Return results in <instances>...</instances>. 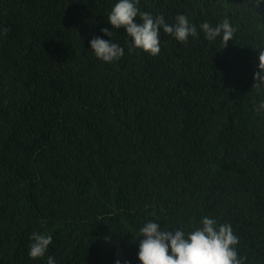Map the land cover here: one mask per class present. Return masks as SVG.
<instances>
[{
  "label": "trees",
  "instance_id": "1",
  "mask_svg": "<svg viewBox=\"0 0 264 264\" xmlns=\"http://www.w3.org/2000/svg\"><path fill=\"white\" fill-rule=\"evenodd\" d=\"M112 3L0 0V264H140L146 219L191 231L203 215L264 264V0H139L237 30L226 45L161 31L149 56L113 29L125 55L104 63L89 40L109 39ZM33 231L53 236L43 259L28 256Z\"/></svg>",
  "mask_w": 264,
  "mask_h": 264
},
{
  "label": "clouds",
  "instance_id": "2",
  "mask_svg": "<svg viewBox=\"0 0 264 264\" xmlns=\"http://www.w3.org/2000/svg\"><path fill=\"white\" fill-rule=\"evenodd\" d=\"M107 22L111 30L102 28L101 32L109 39L93 36L89 40L95 57L104 63L119 61L125 55V47L112 39L113 29H125L128 38L125 43L129 50L139 49L149 56L161 53V31L181 44L203 35V39L210 43L219 39L226 45L237 30L227 16L215 24L208 19L195 23L187 13L177 12L173 19L166 20L164 14L142 11L139 0H114ZM258 49L257 71L253 73V79L259 93L264 86V48ZM253 108L264 116V94L254 101ZM140 236L143 237L137 252L140 264H246V257L239 254V237L232 225L210 215H203L191 231L180 228L173 232L166 226L161 229L153 219H146L138 227L136 237ZM29 241L28 256L33 260L45 258L54 243L51 234L41 231H33ZM46 259L47 264H57L52 255H47ZM114 264L127 262L118 256Z\"/></svg>",
  "mask_w": 264,
  "mask_h": 264
}]
</instances>
